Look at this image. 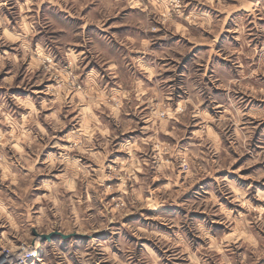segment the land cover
Returning a JSON list of instances; mask_svg holds the SVG:
<instances>
[{
  "label": "clouds",
  "instance_id": "9594fccd",
  "mask_svg": "<svg viewBox=\"0 0 264 264\" xmlns=\"http://www.w3.org/2000/svg\"><path fill=\"white\" fill-rule=\"evenodd\" d=\"M87 3L0 0L3 87L55 82L0 92V264H264V187L228 174L250 151L249 114L264 116L250 99L264 100V0H95L80 16ZM178 26L210 49L185 57ZM149 197L160 223L143 219Z\"/></svg>",
  "mask_w": 264,
  "mask_h": 264
},
{
  "label": "rangeland",
  "instance_id": "374dc122",
  "mask_svg": "<svg viewBox=\"0 0 264 264\" xmlns=\"http://www.w3.org/2000/svg\"><path fill=\"white\" fill-rule=\"evenodd\" d=\"M66 3L68 5H71L72 0H66ZM94 4H95V0H88L87 5L81 8L80 16H84L86 13H88L89 10L94 6ZM215 4H216V0H208V6L213 7V10H217L214 7ZM43 7L44 5H41V8ZM219 11L222 16L226 14L222 9H220ZM122 14L123 13H121V15ZM61 15L68 17L69 20H73V21L79 20V17L77 16H69L68 11H62ZM232 15H236V13H232ZM260 22L264 23V18H261ZM80 23H83V21L81 20ZM108 25L110 26L109 30L113 33H116L117 36H120V34L124 31V29L128 27V25H125L122 22H120V16L111 17L108 21ZM95 28H96L95 24L89 23L84 30L86 32H90ZM225 28H226V31H223L220 33V36L218 38V43L221 40H223L225 36H230L232 33V29L228 28L227 25H225ZM157 35H158L157 42L155 44H152L151 48L153 51L159 53L163 51V46L167 44V41H165V39L163 38L161 34L158 33ZM208 35L209 36L212 35V32L209 31ZM174 37H178V38L186 40L187 44L189 45L188 52L185 53V57H187L188 55H191V53L195 52L197 49L207 51L211 47V45L204 38L198 39L195 36H190L187 30L181 33L179 26L177 27L176 32L174 33ZM192 45H195V47H192ZM76 46L80 47L79 45H76ZM134 55L144 56L147 54L137 49V50H134ZM212 59H220V57L216 56V57H212ZM174 63L183 64L184 61H174ZM38 74H39L38 72L34 73L31 80L27 81L28 83L32 85L30 89L24 87V84H25L24 77L19 76V75L16 77L15 81L13 82V85L5 89L3 87V82L7 79V76H8L7 69H5L4 72H0V92L8 91L10 93H15L16 95L19 96L21 100H23L24 97L29 94L32 96H50L51 94L47 91V88L50 86H53L55 82L51 80V78H48V79L42 78L40 80H37ZM250 99H252L253 102L257 105H264V100L257 99L256 97H250ZM249 119L254 122V126L250 133V138L247 141V145L250 151L245 152L243 155H240V153L237 152L235 156H233V162L231 163L232 171H230L228 174L230 177H237L242 187H247L248 185L264 187V159H256L255 161L252 160V151H255V153L259 155L261 148H264V122H262V120H264V116H260L255 113H250ZM193 134H195L194 129H193ZM237 156L239 157L238 159L236 158ZM39 159L40 158L38 157L37 166L39 165ZM220 171H227V170L222 169ZM208 179H210V177H208ZM154 182H156V180H154ZM201 182H203V180ZM120 187H122V185H117V190H119ZM192 187H194V185H191L185 188L182 193L176 192L175 197L177 201H180L185 196H187L189 192L191 191ZM164 188H167V185H164ZM155 191L160 192L161 188L158 187L155 189ZM34 203L38 204L39 201L37 200ZM257 203L261 204L264 202H257ZM176 206H180V205H176ZM165 207H168V205L165 204ZM240 207L246 209V205H240ZM87 211H91V208L87 209ZM140 211L146 213V215L143 217V219L146 222L160 223L161 220L163 219L162 216L150 215V213L154 211L150 197L147 203H145L143 207L140 209ZM115 212L116 210L113 209L114 215H115ZM195 214L200 215V216H205V215H208V212H207V209H205L204 211H197V213ZM131 215H136V214H128V216L122 215L121 219L126 221ZM261 215H262V218H264V210H262ZM213 223L221 228L223 227V222L220 221L219 219H215ZM165 226L166 225H162V227H165ZM76 234H78L77 236L87 235L86 232H80V231H77ZM234 234H235L234 232L224 233V235H234Z\"/></svg>",
  "mask_w": 264,
  "mask_h": 264
},
{
  "label": "water",
  "instance_id": "95a60500",
  "mask_svg": "<svg viewBox=\"0 0 264 264\" xmlns=\"http://www.w3.org/2000/svg\"><path fill=\"white\" fill-rule=\"evenodd\" d=\"M76 235H78V234H76Z\"/></svg>",
  "mask_w": 264,
  "mask_h": 264
}]
</instances>
